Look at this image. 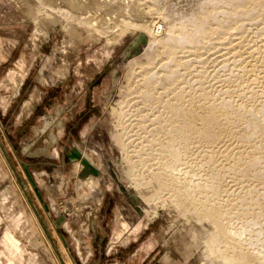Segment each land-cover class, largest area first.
I'll list each match as a JSON object with an SVG mask.
<instances>
[{"label":"rangeland","instance_id":"374dc122","mask_svg":"<svg viewBox=\"0 0 264 264\" xmlns=\"http://www.w3.org/2000/svg\"><path fill=\"white\" fill-rule=\"evenodd\" d=\"M0 264H264V0H0Z\"/></svg>","mask_w":264,"mask_h":264},{"label":"bare ground","instance_id":"6f19581e","mask_svg":"<svg viewBox=\"0 0 264 264\" xmlns=\"http://www.w3.org/2000/svg\"><path fill=\"white\" fill-rule=\"evenodd\" d=\"M35 99H37V95H35L34 100ZM83 155L86 158V160H88V162L90 163V165L92 167H94L96 170H100V171H102L104 173V168H103L100 160L97 158L98 156L96 157V155L93 152H89V151L83 152ZM74 168H75V173L78 175L83 170V165L79 161H75ZM98 181H99V179H97L93 175V176H89V178H87L86 180L82 181V183H81L80 193L82 195H84L85 198L86 197L91 198V200H90L91 203L94 202V199H92V198H95V197H90V196L92 195V193L94 195V190L98 187ZM99 191H100L99 196H98V193L96 194L98 196V199L102 195L101 190H99ZM96 195H94V196H96Z\"/></svg>","mask_w":264,"mask_h":264}]
</instances>
